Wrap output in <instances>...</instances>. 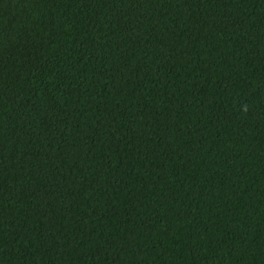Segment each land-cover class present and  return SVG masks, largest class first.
<instances>
[{"label": "trees", "instance_id": "trees-1", "mask_svg": "<svg viewBox=\"0 0 264 264\" xmlns=\"http://www.w3.org/2000/svg\"><path fill=\"white\" fill-rule=\"evenodd\" d=\"M0 264H264V0H0Z\"/></svg>", "mask_w": 264, "mask_h": 264}]
</instances>
